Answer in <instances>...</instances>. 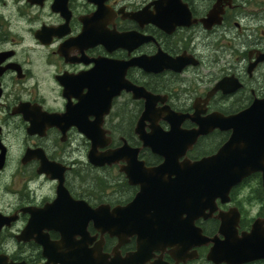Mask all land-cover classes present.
<instances>
[{
    "label": "flooded vegetation",
    "instance_id": "af4514ba",
    "mask_svg": "<svg viewBox=\"0 0 264 264\" xmlns=\"http://www.w3.org/2000/svg\"><path fill=\"white\" fill-rule=\"evenodd\" d=\"M262 123L264 0H0V264H264Z\"/></svg>",
    "mask_w": 264,
    "mask_h": 264
},
{
    "label": "water",
    "instance_id": "95a60500",
    "mask_svg": "<svg viewBox=\"0 0 264 264\" xmlns=\"http://www.w3.org/2000/svg\"><path fill=\"white\" fill-rule=\"evenodd\" d=\"M233 117L236 118H253V119H260L263 117L262 115V111L258 108V105L253 106L252 108L245 110L243 112H241L240 114H237ZM175 125H173L172 123V129L171 131H169V135H174V133L176 134L177 132V125H179V123L181 121H174ZM199 126L201 127L200 130L195 131V132H191V133H185V132H180L181 135L184 136H190V137H196L200 132L204 133L207 132V130H209V128H213L214 126H216V122L214 121H196ZM221 122L222 124H224L223 128H226L227 123L229 122H233L235 125L238 124H243L244 121H218ZM251 123H261V121H250ZM143 121L139 122V127L142 125ZM177 124V125H176ZM264 123H262L263 125ZM138 132L141 134V129H138ZM166 137L165 134H162V137ZM92 142L93 145L96 146L97 145V141L96 138L92 137ZM230 144L229 142H226L221 148L220 150L213 156H209V157H204L201 160L194 162V163H186V166L188 168H192V174H195V169H198V172L201 175L204 176H211L213 181H216L215 177L218 176V179H221L223 177V182L227 185L230 186L231 181L229 180V176L231 175L230 172L228 171V167H230L232 165V162H230L232 160V157L230 156ZM117 151V150H116ZM97 152L95 151V149L91 150V154H90V160L92 162V164L94 165H102L105 162H113L116 160V153L115 151L113 152H109L106 153L105 155L102 154H96ZM236 159H242L240 157H236ZM165 163L161 164L160 167H164ZM202 168V170H201ZM245 175L247 174L246 172H235V175ZM192 182H196L195 179L191 180ZM264 221L260 222V228L264 229L263 226ZM261 246H264V232L262 233V241L260 243ZM44 256L48 257V260L50 261L51 259V254L44 252Z\"/></svg>",
    "mask_w": 264,
    "mask_h": 264
}]
</instances>
